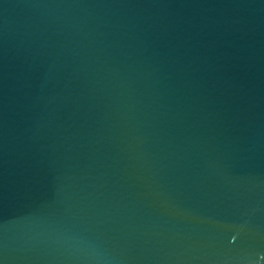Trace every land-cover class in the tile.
<instances>
[{"label":"water","instance_id":"obj_1","mask_svg":"<svg viewBox=\"0 0 264 264\" xmlns=\"http://www.w3.org/2000/svg\"><path fill=\"white\" fill-rule=\"evenodd\" d=\"M0 264H264V0H0Z\"/></svg>","mask_w":264,"mask_h":264}]
</instances>
